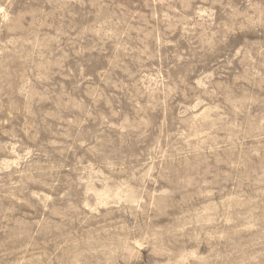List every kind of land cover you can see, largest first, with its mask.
Wrapping results in <instances>:
<instances>
[{"label":"rangeland","instance_id":"1","mask_svg":"<svg viewBox=\"0 0 264 264\" xmlns=\"http://www.w3.org/2000/svg\"><path fill=\"white\" fill-rule=\"evenodd\" d=\"M0 264H264V0H0Z\"/></svg>","mask_w":264,"mask_h":264}]
</instances>
